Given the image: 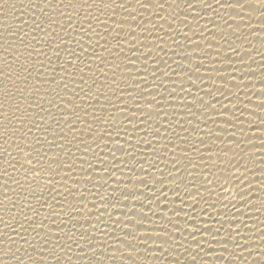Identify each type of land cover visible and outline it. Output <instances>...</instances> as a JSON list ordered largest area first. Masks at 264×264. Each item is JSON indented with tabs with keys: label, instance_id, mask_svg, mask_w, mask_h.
<instances>
[{
	"label": "snow or ice",
	"instance_id": "obj_1",
	"mask_svg": "<svg viewBox=\"0 0 264 264\" xmlns=\"http://www.w3.org/2000/svg\"><path fill=\"white\" fill-rule=\"evenodd\" d=\"M9 5V0H0V15H3L5 19H7V13L4 9ZM36 8L39 9V13L42 14L44 19H41V16L38 15L32 19V32L29 33L25 31L24 26H21L18 31H13L10 26L8 27L7 36L11 37V40L5 39L4 44L0 45V48L3 50V68H0V130H2V135L5 141L4 145H0V149H2V154L5 158L0 160V180L3 181L4 195L3 199L0 200V207H2L4 213L8 216V219L5 220L3 215H0V223L4 224V231H0V251L4 253L6 257L10 260H15L16 264H25L24 257L26 256L29 264H62V261H65L66 264H80L81 257L83 260L87 262V264H105V260L111 261L112 264H115L117 254H119V258L121 264H137V257L141 254V252L150 253L154 255V259L156 261H164L166 264H184L182 260V256L186 253L190 256V264H197L198 258H200L201 253L203 252L207 255L209 252H215V248L212 247L213 243L216 245H220L222 248L221 255L216 257V261H224L226 258L223 255L224 252H228L231 256V259L227 260V264H235L237 257H239L241 264H248L249 258L254 256V252L258 253L257 258H253L251 264H264V242L261 244H255L249 242L248 236L241 230L239 226L233 224L231 221H228L227 235L224 237H220L221 231L225 230V219L222 218L217 220L220 226L217 228H213L212 226L207 225L204 222L205 226H201L200 222H192L189 223V219L192 217V212H187L181 218L184 221V227L180 226V219H176L180 217V213L184 212V207L176 205V200L180 201V205H184L185 201L181 199V197L177 193V189H173L175 200L169 201V197L167 195V190L157 188V185H164L165 178L162 169L157 168V171H160L161 178L157 179L155 176H151V180L153 183H149L148 176L150 173L141 167V171L145 173L143 178H138L135 180L133 184V190H130L127 186L122 190L119 189V184L122 181H114L117 184L116 188H113V192L119 190L120 197L128 201L131 198V203H124L123 207L127 208L129 211L125 213V219L122 220L120 216H116L115 219H112V213L108 212L107 209L110 206L108 204L107 199L101 197V200L104 201V206L99 209L98 214L96 216V220L98 223L101 221V217L107 214L108 219L112 222V224L119 229L120 232L123 233V236L119 234L113 235L110 237L112 241L115 243H109L108 240L99 241V244L94 243L97 238L93 236L91 232L85 230L79 234V238L77 239L76 234L66 231L67 224L64 220H60L59 223H56L54 216H60L64 214L63 205L60 201L57 200L56 189L54 187H50L55 183L54 176L60 175V171L65 168H70L71 165L63 164L59 162L55 157L49 158L47 152L43 153V161H50L45 167V163L42 162L41 153L38 149L33 146L32 140L29 139L32 133V128L35 127L38 130L42 128V122L45 120V117L40 118V122L31 119V109L33 104L37 108H40L41 111H46L43 108L41 101H45L48 89L43 88L42 85L46 83H51L56 87L52 89L55 92V99L47 100L49 105V109L55 105L60 112L63 113L64 117H75L77 121L81 120L79 115L80 111L83 110L85 116H88L89 113L86 109H82L81 106L73 103L71 98L65 100L64 96L60 94L58 89H63L66 94L69 96L74 95L76 99H83L80 96V92L84 93V96L89 100H96L99 103V99L101 96L104 97L105 100H109L108 95L103 91L104 88L109 87L108 75L104 72V68L102 65L111 63L114 71L112 72V76L116 77L115 69H120V63H117V58L123 61H127V64L124 67V71L128 72L129 75L127 79L135 80L136 86L139 87L141 83L145 85V87L140 88V99H144V93L147 91L148 95L152 96V99L148 101L149 111L144 112V108L140 105V100L133 99L132 106L123 104V100H121V104L118 106L115 103L111 104V107L116 108L118 112L125 114V120L128 124H132L134 129H139L140 125H144V131L147 135V125L153 119V111L159 114L162 105L161 100H163V96L160 97V100L156 98L155 95H152V92L149 90L150 86L148 85V81L146 76L148 74L152 77V82L155 84V81L159 78L157 73H160V76H167L169 80L172 79V75L176 74V70H172L168 65L167 61H161L163 67H160L157 63V57L153 56L152 48H158L159 51H164V48L159 44L149 46L147 44L141 43L139 36L137 34L136 29L139 28L141 34L144 32H148L149 35L152 34V29L159 28L161 31H164V24H167L169 28H172V21H180V23L187 28L189 31H192V26L188 23V17L191 16L194 21H196V28L198 32H193V35H199L200 40L208 41V47L213 46V42L209 39L208 36H205L204 33L209 31L207 25L211 24L213 26L212 35H216V30H219L220 40L224 43L228 44V47L231 49L233 53L239 56V48L235 46V40H241L242 37L239 33V30L242 27L241 22H247L248 28L251 29L252 32H256V29L252 27L251 21L253 20L254 14L257 15V19L259 23L264 26V0H184V7L181 9L180 5L177 4L176 7L179 9V13L172 12L168 16L161 15L165 12L166 8H172V3L169 0H41V4L35 5ZM65 9H69L70 11H65ZM93 10H95L100 15H94ZM149 13V17L155 16L157 19L162 20L163 24L153 23L151 18L146 19L144 17V13ZM212 13L211 17H208V13ZM124 13L126 15L121 16L120 14ZM225 13V14H221ZM107 15L108 19L111 20L112 31L115 32L116 44L112 47H109V41L107 40L108 35V21L101 20V16ZM181 15L184 19L181 20ZM219 16L220 21L223 22V27L219 22H217L216 17ZM58 17H66L67 23H63ZM119 17V19H117ZM239 18V22L236 18ZM78 18V19H77ZM201 19H205V26L203 28L200 27L199 21ZM95 21L97 24L104 25V33L101 34L95 30V25L92 23ZM131 21L129 26V34L133 38V41H126L129 43V52L135 53L140 52L143 56V70L137 68L136 71L140 72L141 79L134 77L130 74L131 69L128 67L129 65H134L135 61L132 59L130 55H121L124 52V49L121 45V34L124 32L123 25ZM27 22H22V24H26ZM146 24H151L152 29H148L145 27ZM235 25V27H233ZM60 29V32L57 29ZM230 29L231 31L226 34V30ZM36 33L42 34L38 38ZM72 33L76 34L77 38H72ZM89 33H92L97 39L93 42L92 37L89 36ZM167 34V33H166ZM181 33L177 31V35ZM65 36L71 38V42H74L79 48V53L75 49H70L68 44L65 42ZM50 37V41L44 38ZM230 37H234V40H231ZM86 38V39H85ZM183 38L186 41V44L192 45L195 49L201 48V43L199 41L192 40L187 33L183 34ZM246 39V37H244ZM100 39H104V45L100 44ZM157 40L163 41V37L157 36ZM18 41V43H17ZM173 44L176 47H181V44L173 39ZM47 44L49 48V52H43L37 50V45ZM93 46V53H95V49L97 47H102L104 51H107L110 56H113V61L109 62L106 59L102 58L100 65L97 66V70H93L91 64H88V78H85L84 68L79 65H74L71 61H66L69 68H75L77 72L80 73L79 81H78V89L73 90L69 88L68 83H63L67 77L71 76L73 79L70 81L71 83H77L75 78V73L69 72L64 65H60V71L65 75H62L59 80L56 79L55 76L51 78L50 81H40L33 80V70L37 71L40 76H45L47 74L48 66L52 63V56L54 55L56 60L62 59L61 52H67L69 57H72L74 60L83 61L86 58L87 49L89 46ZM63 45V47H61ZM220 41H216L215 47L219 49ZM20 46L27 51L31 49V51H27V56L24 59H28L32 57L33 52L37 56L43 55L45 57V61L37 60L36 63L39 64V68H36L35 65L31 67L26 63H21V58L23 53H21L18 49ZM143 48H147L148 51L145 53L142 51ZM207 55V53H206ZM217 55H219V51H217ZM249 55L245 53V56ZM262 57H264V53H260ZM245 56H240L239 62L243 64L245 62ZM192 53L188 52L185 54L184 59H188L191 63ZM88 59H91L90 57ZM139 57H137V60ZM152 60L151 72L149 73V60ZM205 56L199 57V63L195 64L193 67H185L184 65L177 63V70L179 73L183 74V76L187 77L189 81L188 88H181V91L186 92L187 95L193 96L192 103H185L183 106L187 108L190 116L195 117L196 113L192 111L193 107L197 104L199 108L202 110H211L212 113H229L230 116L228 119H225L223 122L226 125L232 124V117L236 119H240V116L243 115V112H240V116L236 115V111L229 109L217 96L213 95V91L218 93L220 97L227 98L229 96L234 95L233 89L239 90L241 87V83L236 82L235 71L230 72L228 75H220L219 79L221 84L219 86H215L214 88L205 91L202 89L196 81L199 80L201 83H204V77L199 75L200 69L203 68ZM225 59L231 63V56H226ZM253 62H255L253 60ZM17 65L19 68L17 70ZM262 69V74H264V63L260 65ZM243 72V69H239ZM208 71H216L219 73L221 69H208ZM56 72V69H53V73ZM98 72H103L105 75V83L100 84L97 79ZM196 75V79H192V75ZM248 73H245L247 75ZM212 76L208 77L209 81H212ZM89 80H91V84H89ZM175 83V81H172ZM112 83H115V79L112 80ZM260 88L258 92H255V95L260 98V102L255 105V107L259 108L261 111H264V79L259 81ZM245 88H250L249 84L243 85ZM157 87H163V84L158 85ZM196 89V94H193L192 89ZM95 89V91H93ZM114 91V90H113ZM204 91V95L210 97L209 101H205L203 96H200L199 93ZM176 90L173 89L170 95H175ZM33 94L37 97L35 101H33ZM237 99L239 97L237 96ZM57 100L60 101L57 104ZM248 103H252L251 97H248ZM72 105L71 110H69L68 105ZM216 104H220V109L217 110ZM91 106V105H89ZM138 110L142 115L138 118L137 111ZM244 111H248L247 105L244 106ZM253 116L256 115L255 112L251 113ZM52 113L48 110V116H51ZM92 119L101 123H110L112 127L107 131L106 135L109 139H111L116 147L114 149H110L113 160H116L115 153L121 152L124 153L126 150L123 145L120 144L121 139V127L117 126L114 121L116 117L114 114H109L108 116H100L95 113L92 114ZM261 124H264V116L259 117ZM18 122V126L13 122ZM69 125V132L75 131V125L71 120L66 121ZM88 123L89 132L91 134H95V130L93 129L91 123L88 121H83ZM53 123H55L56 128H60L61 121L53 118ZM180 123V122H177ZM191 123V120H189ZM215 123V121H213ZM249 125H252V121H248ZM30 125V126H29ZM161 129L165 133H168L170 130L173 135H176L177 139L185 140V137L179 136V134L175 133V126L171 121L167 119L165 115L163 120L158 122L157 125L153 129V134L155 136L161 135ZM199 129V124L196 125V130ZM181 131H186L181 124ZM261 133L264 134V128L260 129ZM125 134L127 133V129H124ZM17 133H21V135H17ZM51 133V138H49V134ZM83 135V133H82ZM232 138H234V133H230ZM15 137V139H13ZM59 138L61 141H67L71 144V141L68 140L67 136L63 134V129L60 128V132L57 131L50 126H43V140L44 143L49 144L50 146H57L56 141ZM92 136H89L91 139ZM168 141L167 144L164 145L165 148L171 146L173 150V167L169 170L168 176L171 177L173 181L177 179L175 172L179 171L177 164L179 163L178 158L175 157V149L178 147L169 136L163 137ZM73 139H77V137L73 136ZM99 139L104 140L105 136H99ZM217 139L219 136L217 135ZM27 141V143H25ZM95 142V141H93ZM147 142L149 146H152V142L150 140L145 141L141 140L140 143ZM41 143L40 138H35L34 144L39 145ZM80 143H84L87 145V141H80ZM125 143H129V141H125ZM200 144H203V139L199 140ZM262 144H264V139H262ZM98 146V145H97ZM107 146V144L105 145ZM15 147L17 150V155L13 154L12 148ZM78 147V145H77ZM130 147H132L130 145ZM231 149H227L230 151ZM85 154L88 151H92L91 147H86L83 149ZM182 151H185L182 149ZM193 152H199L200 149L194 144L192 145ZM225 151V155L227 154ZM243 151V150H242ZM36 153L33 155V153ZM131 155V153H128ZM67 155L71 156V149L69 148ZM18 156L20 157L18 159ZM185 158H187V152L185 151ZM127 164V161H123ZM101 164H104V161L101 159ZM189 164H192V161L189 159ZM235 165V167H238ZM19 165V170L23 173L22 176L17 175V166ZM53 165H56V168L53 169ZM155 166V164L153 165ZM193 167H197L198 165L192 164ZM116 166L113 165V168ZM89 168L95 170V166L89 164ZM11 169V172L9 171ZM107 170V179H104L101 176V179H104L105 185L107 184V180L112 179L114 173L111 169L107 168L105 165L104 168L100 169L101 172ZM131 172H135V169H130ZM248 169L245 167V172ZM51 173V175H47ZM6 178V179H5ZM65 180L64 192L58 193L59 195L64 196V203H68L69 195H79L80 199L83 200L84 193L79 192L77 189L73 191L75 188V182L72 187L67 185V176L62 177ZM88 182L92 181L91 173L87 176ZM206 182L211 183V181ZM43 181V185L40 183ZM247 181V185L250 186L252 184V180H248V178L241 174L239 177V182L244 183ZM132 183V178L129 180ZM16 187H12V185ZM143 185V189H147L152 192L151 196H145L144 190L137 188L135 185ZM46 188L48 190V195L45 196L43 192L39 195L36 190L33 188ZM178 188V186H177ZM17 189H21L28 193V196H31L33 199L37 201L38 207H34L31 201L24 196L22 198V192L17 191ZM252 189L248 187V190L241 189L238 195L243 199V204L247 207L252 203L247 197L251 194ZM15 193V198L10 196L8 193ZM92 194V193H89ZM139 196H143L145 200L148 201L145 204L142 200L138 198ZM196 196L199 193L194 194ZM163 197V201L168 202V204L173 205L169 207L168 204H163L159 197ZM49 197L51 198V202L49 201ZM112 199H116V197H112ZM42 201V203H41ZM119 203V201H118ZM52 209L53 211L45 214L43 209L45 207ZM60 206L61 212H55V207ZM115 207V205H111ZM138 206V208H137ZM155 206V208L153 207ZM25 207L27 211H25ZM70 209L75 208V211H82L80 208L69 205ZM93 207H96L93 204ZM84 208L87 209V205H84ZM18 209V213L13 214L14 210ZM160 211L164 212L163 219L166 220V223L161 225H156L152 221V216H157ZM202 211H206L203 210ZM29 212L31 215H29ZM171 213V215H168ZM241 215H244L241 212ZM69 220L67 223H71L72 227L75 228L76 216L72 211L68 213ZM211 219V217H209ZM10 221H14L15 224L19 225V229L13 225ZM49 221L56 224V240L59 242L62 237L59 235L60 232H65V242L63 244H53L52 243V228L49 226ZM145 222L149 225H152L150 228L145 227ZM105 227H107V222H103ZM243 226V228L248 229L247 223L244 221L238 222ZM171 225V228H169ZM95 228V225H93ZM31 230V235L25 236L24 233ZM251 231V229H248ZM15 232V235L23 241V244L27 245V248H22L18 245V241L11 235V233ZM205 234L206 237H205ZM103 236H108V232L101 233ZM189 239L194 241L196 247L192 248V246L188 243ZM264 241V231L260 233V237ZM71 241L69 244L67 241ZM231 241L232 249L239 250L230 252L229 250V242ZM203 243H207L209 245L208 249L205 250L203 247ZM75 245L76 249H79V252H75L73 250L72 245ZM29 249L31 251H29ZM183 250L182 252L180 250ZM23 252V255H18ZM247 253V256L244 253ZM35 253V257L33 256ZM63 253V256H61ZM91 253V255H89ZM175 253V255H173ZM203 264H209V262L204 261Z\"/></svg>",
	"mask_w": 264,
	"mask_h": 264
},
{
	"label": "bare ground",
	"instance_id": "obj_2",
	"mask_svg": "<svg viewBox=\"0 0 264 264\" xmlns=\"http://www.w3.org/2000/svg\"><path fill=\"white\" fill-rule=\"evenodd\" d=\"M55 2V0H53ZM66 2V0H65ZM172 3V8H166L165 12L161 15L168 16L172 12L179 13V9L176 7L177 4L180 5L182 9L184 7V0H169ZM134 3V0H133ZM41 4V0H9V5L4 9L7 13V19L4 18L3 15H0V45L4 44L5 39L11 40L10 36H7L8 27L10 26L13 31H18L21 26H24L25 31L31 33L32 32V19L38 15L41 16V19H44L42 14L39 13V9L35 7V5ZM65 11H70L69 9H65ZM94 15H100L95 10H93ZM222 15L225 13H221ZM121 16L126 15L124 13L120 14ZM144 17L146 19L151 18L153 23L163 24L162 20L157 19L154 15L149 17V13L145 12ZM213 14L208 13V17H211ZM258 14H254L253 20L251 21L252 27L256 29V32H252L250 28L247 26V22H241L242 27L239 30V33L242 37L241 40H235V46L239 48V56L231 51L228 47V44L224 43L220 40L219 30H216V35H212L213 26L211 24L207 25L209 31L204 33L205 36H208L209 39L213 42L212 47H208V41L200 40L199 35L194 36L193 32H198L196 28V21L192 19L191 16L188 17V23L192 26V31H189L185 28L180 21H172V28H169L167 24H164V31H161L159 28L152 29L151 24H146L145 27L148 29H152V34L149 35L148 32H144L141 34L140 29L137 28V34L141 43L147 44L150 47L156 44H159L164 48V51H159L158 48L153 47L152 53L154 57H157L156 63L163 67L161 61H167L168 65L172 70H176V74L172 75V79L169 80L167 76H160V73H157L159 77L155 84L152 82V77L150 74L146 76L148 81V85L150 86V91L152 95H155L158 100L163 96V100H161L162 108L157 115L155 111H153V119L147 125V135L145 134L144 125H140L139 129H134L132 124H128L125 120V114L117 111L116 108L111 107V103H115L118 106H123L121 104V100H123L124 105L132 106L133 99L140 100L141 107L144 108V112L149 111L148 101L152 99L151 95H148L146 91L144 93L145 98L140 99V88L145 87L143 83L136 86L135 80L127 79L129 75L128 72L124 71V67L127 64V61L120 60L117 58V63H120V69H115L116 77L112 76V72L114 71L111 63L102 65L104 68V72L108 75L109 87L104 88L103 91L108 95L109 100H105L103 96L100 97L99 103L96 100H89L84 96L83 92H80V96L83 99H76L74 95L69 96L64 92L63 89H58L60 94L64 96L65 100L71 98L73 103L81 106L82 109H86L89 113L88 116H85L84 111L81 110L79 115L81 117L80 121H77L75 117H64L63 113L58 110V108L53 105L49 109V105L47 100L55 99V92L52 91L56 86L51 83L43 84L42 87L48 89L47 96L45 101H41L43 108L46 111H41L40 108L33 104L31 109V119L37 122H40L41 117H45V120L42 122L43 126H50L55 129L57 133L60 132V128L63 129V134L67 136L68 140L71 141L69 144L67 141H61L57 138L56 144L57 146H50L47 143H44L43 140V126L41 129H37L35 127L32 128L30 140L33 142V146L38 149L41 153L42 162L45 163V167L50 161H43V153L47 152L49 158L55 157L59 162L63 164L71 165L70 168H65L60 171V175L54 176L55 183L50 187H54L57 191L54 193L58 201L63 205L64 214L60 216H54L56 223H59L60 220H64L67 224L66 231L72 232L76 234L77 239L79 238V234L87 230L91 232L93 236L97 238L94 243L99 244V241L108 240L109 243H115L110 239L111 236L119 234L123 236V233L116 228L112 222L108 219L107 214L101 217V221L107 222V227L103 222L98 223L96 220V216L100 208L104 206V201L101 200V197L107 199L108 204L110 205L107 209L108 212L112 213V219H115L116 216H120L122 220L125 219V213H128V209L123 207L124 203H131V198L128 201L123 200L120 197L119 190L113 192V188L117 187V184L114 181H122L119 184V189H123L126 186L133 190V184L135 180L138 178H143L145 173L141 171V167L147 170L150 175L148 176L149 183H153L151 180V176H155L157 179L161 178L160 171H157V168L162 169L165 182L164 185H157V188L162 190H167V195L169 197V201L175 200V195L173 189H177L178 195L185 201L184 205H180V201L176 200V205L184 207V212L180 213V217L176 219H180V226L184 227V221L181 219L185 213L192 212V217L189 219V223L192 222H200L201 226H205L204 222L207 225L212 226L213 228H217L220 225L216 223L217 220L222 218L225 219V230L221 231L220 237H224L227 235L228 221H231L233 224H236L241 228V230L248 236L249 242L255 244H261L260 233L264 231V144H262V139H264V134L261 133L260 129L264 128V124H261L259 117L264 116V111H261L259 108L255 107L256 104L260 102V98L255 95V92L259 91L260 84L259 81L264 79V74H262V69L260 65L264 63V57L260 55V53H264V26H262L258 19ZM63 23H67L66 17H58ZM78 19V18H77ZM119 19V17H117ZM184 17L181 15V20ZM239 22V18H236ZM101 20L108 21V35L107 40L109 41V47H112L116 44L115 32L112 31L114 27L111 23V20L108 19L107 15L101 16ZM217 22L221 24L223 27V22L220 21L219 16L216 17ZM22 22H27L26 24H22ZM95 25V30L104 33V25L97 24L95 21H92ZM131 21L125 23L123 25L124 32L121 34L120 40L121 45L124 49V52L121 55H130L132 59L135 61L134 65H129L128 67L131 69L130 74L138 79H141L140 72H137L136 69L139 68L143 70V56L140 52L130 53L129 52V43L126 41H133V38L129 34V26ZM199 25L201 28L205 26V19H201L199 21ZM235 27V25H233ZM60 32V29H57ZM177 31L181 34L177 35ZM230 29L226 30V34L230 32ZM167 33V34H166ZM187 33V35L194 41H199L201 43L200 49H195L190 44H186V41L183 38V34ZM38 38L42 36L40 33H36ZM89 36L92 37V41L94 42L97 38L89 33ZM157 36L163 37V41H159L156 39ZM246 37V39L244 38ZM72 38H77L75 33H72ZM50 41V37L44 38ZM86 39V38H85ZM173 39L178 41L181 44V47H176L173 44ZM234 37H230L231 40H234ZM216 41H220L219 49L215 47ZM65 42L68 44L70 49H75L77 53H79V48L74 42H71V38L65 36ZM18 43V41H17ZM104 39H100V44L104 45ZM93 46H89L86 53V58L83 61L74 60L72 57H69L67 52H61L62 59L56 60L55 56H52V63L48 66L47 74L45 76H40L39 73L33 70V80L50 81L53 76L56 77L57 80L60 79L62 73L60 69V65H64L65 68L69 72L75 73V78L77 83H71L70 81L73 77H67L63 83H68L69 88L73 90L78 89V81L80 73L76 71L75 68H69L66 61H71L74 65H79L84 68L85 78H88V64H91L93 70H97V66L100 65L101 59L104 58L107 61H113L114 57L110 56L107 51H104L102 47H97L95 49V53H93ZM63 47V45L61 46ZM23 56L21 58V63H26L30 67L35 65L36 68H39V64L36 63L37 60L47 61L43 55L37 56L35 52H33L32 57L28 59H24L27 56V51H31L28 49L27 51L20 46L18 49ZM37 50L43 52H49V48L47 44L37 45ZM143 52H147V48L142 49ZM217 51H219V55H217ZM191 52V63L188 59H184L186 53ZM207 53V55H206ZM245 53L249 55L245 56ZM51 55V53L49 52ZM205 56L204 59V67L200 69L199 75L204 77V83H201L199 80L196 83L205 91L214 88L215 86H219L221 81L219 79L220 75H228L230 72L235 71L236 82L241 83V87L239 90L233 89L234 95L229 96L227 98L220 97L218 93L213 91V95L217 96L229 109L236 111V115L240 116V112H243V115L240 116V119H236L232 117V124L226 125L224 124V120L228 119L230 114L223 113L222 115L219 113H212L209 109L207 111L199 108L197 104L193 107L192 111L196 113L195 117L190 116L187 108L183 105L185 103H192L193 96L187 95L186 92L181 91V88H188L189 81L187 77L183 76V74L179 73L177 70V63L184 65L185 67H193L195 64L199 63V57ZM226 56H231V63L225 59ZM240 56H245V62L241 64L239 62ZM91 59H88V58ZM137 57L139 59L137 60ZM3 58V50L0 48V68H3L2 63ZM253 60L255 62H253ZM149 63V73L151 72L152 60L148 61ZM19 65H17V70ZM56 69V72L53 73V69ZM221 69L219 73L216 71H208V69ZM239 69H243L241 72ZM245 73H248L245 75ZM192 75V74H190ZM212 76V81L208 80V77ZM98 82L100 84H104L105 75L103 72H98L97 75ZM115 79V83H112V80ZM192 79H196V75H192ZM175 81L173 83L172 81ZM163 84V87H157L158 85ZM89 84H91V80H89ZM249 84L250 88H245L243 85ZM2 87V85H0ZM175 89V95H170L172 90ZM114 90V91H113ZM95 91V89L93 90ZM193 94H196V89H192ZM200 96H203L204 100L207 102L210 100V97L204 95V91L199 93ZM237 96L239 99H237ZM248 97H251L252 103H248ZM33 101L37 99L35 94L32 97ZM60 101L57 100V104ZM91 105V106H89ZM247 105L248 111H244V106ZM69 110H71L72 105H68ZM217 110L220 109V104H216ZM48 110L51 111L52 115L48 116ZM137 111V117L139 118L142 113ZM255 112L256 115L253 116L251 113ZM100 115L102 117L108 116L110 113L114 114L116 120L114 123L117 126L121 127V139L120 144L125 148V152H116V160H113L110 149H114L116 147L115 143L109 139L106 135L107 131L112 127L110 123H101L92 119V114ZM167 116V119L173 123L175 126V133L179 134L181 137H185V140L177 139L176 135H173L171 130L168 133H165L163 129H161V135L155 136L153 134V129L157 125L158 122L162 121L164 116ZM53 118L60 120V128H56L55 123H53ZM71 120L75 125V131L69 132V125L66 121ZM191 120V123H189ZM252 121V125L250 126L248 121ZM83 121H88L91 123L93 129L95 130V134H91L89 132L88 123ZM215 121V123H213ZM180 122V123H177ZM18 126V122H13ZM181 124L186 131H181ZM199 124V129L196 130V125ZM30 126V125H29ZM127 129V133L125 134L124 129ZM83 133V135H82ZM230 133H234V138L230 135ZM17 135H21V133H17ZM92 136L89 139V136ZM104 135L105 139H99V136ZM217 135L219 139H217ZM73 136L77 137V139H73ZM169 136V138L176 144L178 147L175 149V157L178 158L179 163L177 167L179 171L175 172L177 179L173 181L171 177L168 176L169 170L173 167V150L171 146L165 148L164 145L168 143L163 137ZM35 138H40L41 143L39 145H35ZM49 138H51V133L49 134ZM15 139V137L13 138ZM203 139L204 143L200 144L199 140ZM87 141V145L84 143H80V141ZM129 141V143H125V141ZM141 140L152 142V146H149L147 142L140 143ZM95 141V142H93ZM27 143V141H25ZM5 141L2 135V130H0V145H4ZM107 144V146H105ZM196 145L200 151L193 152L192 145ZM78 145V147H77ZM98 145V146H97ZM130 145L132 147H130ZM86 147H91L92 151H88L85 154ZM69 148L71 149V156L67 155ZM231 149L227 151V149ZM187 152V158H185V151ZM243 150V151H242ZM13 154L17 155V150L15 147L12 148ZM225 151L227 154L225 155ZM0 153H2V149H0ZM128 153H131L129 155ZM36 153L34 152L33 155ZM5 157L0 154V160ZM20 157L18 156V159ZM101 159L104 161V164H101ZM189 159L192 161V164L198 165L197 167H193L192 164H189ZM126 160L127 164L123 161ZM238 167H235L237 165ZM89 164L95 166V170L89 168ZM155 164V166H153ZM107 165L108 169H111L114 173L113 178L107 180V184L105 185L104 179H107V170L101 172L100 169L104 168ZM113 165L116 167L113 168ZM53 169L56 168V165L52 166ZM245 167L248 169L245 172ZM17 175L22 176L23 173L19 170V165L17 166ZM130 169H135V172H131ZM11 172V169H9ZM91 173L92 181L88 182L87 176ZM241 174L245 175L248 180H252V184L250 186L247 185V181L244 183L239 182V177ZM47 175H51L48 173ZM67 176V185L72 187L75 182V188L73 191L77 189L79 192L84 193V199L81 200L80 196L77 195H69L68 203H64V196L59 195L58 193L64 192L63 185L65 184V180L62 177ZM101 176L104 179H101ZM130 178H132V183L129 182ZM211 181V183L206 182ZM6 179V178H5ZM43 185V181L40 182ZM3 181L0 180V200L3 199L4 188ZM137 188L143 189V185L136 184ZM178 186V188H177ZM12 187H16L14 184ZM248 187L252 189L251 194L247 197L252 201L247 207L243 204V199L238 195L241 189L248 190ZM33 188L36 190L39 195L41 192L45 196L48 195V190L46 188ZM145 196H151L152 192L147 189H143ZM17 191L22 192V198L27 196V198L31 201L34 207H38L37 201L33 199L31 196H28L26 191L21 189H17ZM92 193V194H89ZM199 193L198 196L194 195ZM10 196L15 198V193H8ZM138 198L142 200L145 204L148 203L147 200L144 199L143 196H139ZM112 197H116V199H112ZM159 199L163 204H168V202L163 201V197L160 196ZM49 201L51 202V198L49 197ZM119 201V203H118ZM42 203V201H41ZM93 204L96 207H93ZM69 205H74L80 208L82 211H75V208L69 207ZM84 205H87V209L84 208ZM111 205H115L112 207ZM169 207L173 205L168 204ZM155 208V206H153ZM138 208V206H137ZM206 210V211H202ZM18 209H15L13 214L18 213ZM25 211L27 208L25 207ZM53 211L47 206L43 209V212L47 214L48 212ZM72 211L76 216L75 223L76 227L73 228L71 223H67L69 220L68 213ZM55 212H61V207L56 206ZM241 212L244 215H241ZM0 215H3L5 220L8 219V216L4 213L2 207H0ZM29 215L31 213L29 212ZM171 215V213H168ZM164 212L160 211L157 216H152V221L156 225H161L166 223V220L163 219ZM211 217V219L209 218ZM244 221L248 225V229L243 228L241 224L238 222ZM19 229V225L15 224L14 221H10ZM95 225V228H93ZM49 226L52 228V243L53 244H63L65 242V232H60L59 235L62 239L58 242L56 240V224L49 221ZM145 227L150 228L152 225H149L145 222ZM171 228V225H169ZM4 224L0 223V231H4ZM108 232V236H103L101 233ZM31 230L24 233L25 236L31 235ZM11 235L18 241V245L22 248H27V245L23 244V241L20 240L19 237L15 235V232L11 233ZM207 234H205L206 237ZM69 244L72 242L67 241ZM192 248H195L196 245L194 241L189 239L188 242ZM3 247V246H0ZM73 250L75 252H79V249L75 248V245H72ZM203 247L205 250L208 249L209 245L207 243H203ZM213 248H215V252H209L205 255L203 252L201 253L200 258L197 260V264H203L204 261L209 262V264H227V260L231 259V256L228 252H224L225 256L224 261H216V257L221 255L222 248L220 245H216L213 243ZM229 250H233L231 241L229 242ZM29 251H31L29 249ZM183 251L182 249L180 250ZM18 255H23V252ZM91 255V253H89ZM175 255V253H173ZM247 256V253H244ZM35 257V253H33ZM63 256V253H61ZM258 253L254 252V256L249 258L248 264H251L253 258H257ZM182 260L184 264H190V256L188 254H184L182 256ZM25 264H29L27 257H24ZM0 264H16L15 260H10L8 257L4 255L2 251H0ZM62 264H66L65 261H62ZM75 264V257H74ZM80 264H87L86 261L81 257ZM105 264H112L111 261L105 260ZM115 264H121L119 254H117ZM137 264H166L164 261H156L154 259V255L150 253L141 252V254L137 257ZM235 264H241L239 257H237Z\"/></svg>",
	"mask_w": 264,
	"mask_h": 264
}]
</instances>
